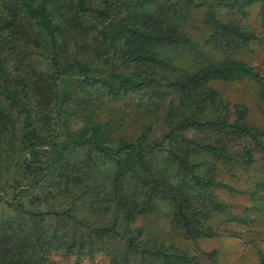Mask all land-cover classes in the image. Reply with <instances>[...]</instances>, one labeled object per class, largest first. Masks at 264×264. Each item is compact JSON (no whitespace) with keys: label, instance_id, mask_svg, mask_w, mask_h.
<instances>
[{"label":"trees","instance_id":"obj_1","mask_svg":"<svg viewBox=\"0 0 264 264\" xmlns=\"http://www.w3.org/2000/svg\"><path fill=\"white\" fill-rule=\"evenodd\" d=\"M187 9L171 0H0V264H48L52 252H103L109 264H203L130 222L162 205L187 238L217 234L196 203L205 196L199 188L214 183L207 158L248 167L251 147L264 152V130L205 83L253 75L264 103V74L234 58L175 74L158 47L198 49L181 32ZM208 22L206 42L225 52L257 38L212 10ZM115 57L127 69L116 71ZM104 98L130 102L134 136L97 118ZM162 110L166 130L153 137L152 116ZM236 145L242 154L229 151ZM202 253L215 258V250Z\"/></svg>","mask_w":264,"mask_h":264},{"label":"rangeland","instance_id":"obj_2","mask_svg":"<svg viewBox=\"0 0 264 264\" xmlns=\"http://www.w3.org/2000/svg\"><path fill=\"white\" fill-rule=\"evenodd\" d=\"M163 2L164 0H159ZM174 6L188 7L189 18L181 21V32L198 49H193L188 43L179 45H162L158 47L163 57H169L175 68V74L187 75L213 62L234 58L254 67L264 74V0H171ZM155 7V4L151 5ZM224 21L239 23L252 28L257 35L251 40L248 48L239 49L233 53L214 48L206 42L211 33L212 24L208 22L210 11ZM91 48V47H90ZM93 49V48H91ZM89 49L88 58L96 57ZM70 50L68 51V53ZM103 68V59L95 58ZM114 69H127L122 59L115 57ZM233 110L232 105L239 104L246 109V122L250 126L264 130V103L260 96V84L252 75L236 74L227 79L214 78L205 83ZM93 93L91 102H96ZM127 104V106H125ZM134 106V105H133ZM97 106L89 107L93 112ZM228 109V110H229ZM136 110V109H135ZM163 110L153 118L156 121L158 136L166 130L163 121ZM98 119L112 122L111 129L115 133L134 136L139 127L138 117L134 114L130 102L123 100H108L104 98L97 113ZM82 118L78 119L81 124ZM250 141L247 146H252ZM228 148V147H227ZM253 148L254 161L248 167L232 165L218 155L207 158L210 173L214 180L206 188H199L204 198L199 197L197 204L202 203L207 208L208 219L205 224L217 231L213 237H202L199 240L187 238L170 220V210L159 205L152 212L136 217L130 222L132 228H140L144 238H157L166 244H173L185 253L201 257L203 264H264V152L258 146ZM230 149V148H229ZM241 152V146L234 149ZM215 258L209 259L203 251H214ZM109 256L103 252L88 257L64 255L52 252L48 256V264H109Z\"/></svg>","mask_w":264,"mask_h":264}]
</instances>
